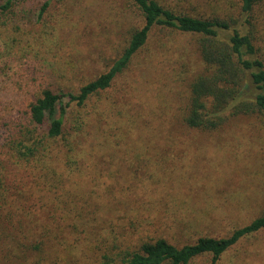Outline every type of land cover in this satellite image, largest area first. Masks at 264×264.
<instances>
[{
	"label": "trees",
	"instance_id": "16d2710c",
	"mask_svg": "<svg viewBox=\"0 0 264 264\" xmlns=\"http://www.w3.org/2000/svg\"><path fill=\"white\" fill-rule=\"evenodd\" d=\"M22 1L26 0H0V40L4 38L11 49L19 44L12 34L19 26L11 29L9 24L11 8ZM96 2L76 0L73 5L92 15ZM113 3L131 22L116 34V40L122 35L123 42L111 54L106 52L103 69L83 74L74 89L73 79L59 72L54 59L43 57L38 62L34 56L37 63L26 65L21 74L14 70L23 78L19 81L14 75L18 85L30 86L29 94L8 102L0 99V217L8 220L0 228V245H5L8 264H192L203 255L209 256L207 264H218L242 239L264 231L263 211L226 235L200 231L192 242L177 243L161 233L134 241V230L120 222L126 214L120 215L118 223L109 218L113 208L125 207L129 195L137 193L136 181L142 178L138 171L146 172L150 162L142 159L138 167H131L137 179L131 178L123 197L117 198L122 186L112 179L114 157L96 156L93 142L88 144L90 155L76 151L85 125L82 109L129 68L155 27L187 37L197 55L198 70L188 79L178 124L213 131L246 116L257 117L264 126V0H234L235 11L224 14L164 0ZM48 5L45 0L39 18ZM109 29L113 30L112 24ZM87 32L101 39L95 27L89 25ZM52 44L57 51L58 43ZM25 50V54L31 51ZM15 52L17 56L19 51ZM89 57L86 52L84 61ZM58 74L69 83L64 85ZM134 122L136 128L144 124L143 119ZM173 226L181 237L199 230L172 221L167 228Z\"/></svg>",
	"mask_w": 264,
	"mask_h": 264
},
{
	"label": "rangeland",
	"instance_id": "374dc122",
	"mask_svg": "<svg viewBox=\"0 0 264 264\" xmlns=\"http://www.w3.org/2000/svg\"><path fill=\"white\" fill-rule=\"evenodd\" d=\"M44 1L26 0L11 8L9 24L11 29L19 26L12 30L19 44L11 49L4 38L0 40V99L5 102L29 94L30 86L26 82L19 86L17 81L23 78L17 74L32 61L37 63L34 56L38 62L43 57L54 59L59 72L73 79L76 89L83 74L104 68V55L123 42L122 35L116 38L131 22L129 15L122 16L114 0H94L97 6L92 15L73 5L76 0H49L39 18ZM164 1L174 6L186 3L205 13L224 14L236 9L234 0ZM89 25L100 30L101 39L87 32ZM53 40L58 43L57 51ZM26 47L31 49L28 54ZM8 48L12 52H7ZM16 50L24 56H16ZM86 52L89 61H84ZM196 58L187 37L155 27L129 68L82 109L85 125L77 137L76 151L90 155L88 144L93 142L96 156L114 157L112 179L122 186L117 189V198L123 197L131 178L136 181L134 168L142 159L150 162L146 172L138 171L142 178L136 181L137 193L129 195L125 207L113 208L109 218L118 223L120 215L126 214L120 222L134 230V241L161 233L177 243L192 242L200 231L226 235L264 211V126L258 118L239 117L213 131L178 124L188 96V79L198 70ZM8 65L11 68L5 71ZM58 78L64 85L69 83L60 74ZM141 119L144 124L136 128L133 121ZM7 221L2 217L0 228H5ZM170 221L199 230L181 237L176 226L167 228ZM5 250V245H0V264H8ZM208 259L203 255L192 264H207ZM218 264H264V231L242 239Z\"/></svg>",
	"mask_w": 264,
	"mask_h": 264
}]
</instances>
